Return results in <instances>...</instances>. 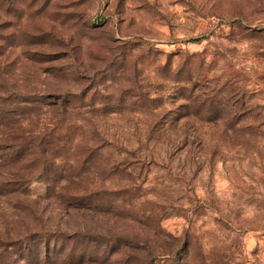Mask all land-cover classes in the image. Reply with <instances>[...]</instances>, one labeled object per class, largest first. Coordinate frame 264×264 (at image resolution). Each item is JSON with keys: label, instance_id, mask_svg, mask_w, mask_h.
I'll use <instances>...</instances> for the list:
<instances>
[{"label": "rangeland", "instance_id": "374dc122", "mask_svg": "<svg viewBox=\"0 0 264 264\" xmlns=\"http://www.w3.org/2000/svg\"><path fill=\"white\" fill-rule=\"evenodd\" d=\"M0 264H264V0H0Z\"/></svg>", "mask_w": 264, "mask_h": 264}, {"label": "trees", "instance_id": "16d2710c", "mask_svg": "<svg viewBox=\"0 0 264 264\" xmlns=\"http://www.w3.org/2000/svg\"><path fill=\"white\" fill-rule=\"evenodd\" d=\"M238 122H239V120L236 117H232V118H228V119L224 120L223 124L226 127L235 128V127H239ZM247 129H249V128H247Z\"/></svg>", "mask_w": 264, "mask_h": 264}]
</instances>
